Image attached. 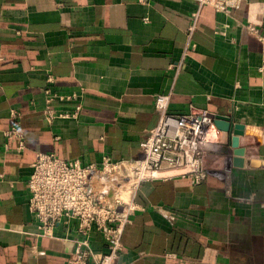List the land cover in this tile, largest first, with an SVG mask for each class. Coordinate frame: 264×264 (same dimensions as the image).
<instances>
[{
	"label": "crops",
	"instance_id": "1",
	"mask_svg": "<svg viewBox=\"0 0 264 264\" xmlns=\"http://www.w3.org/2000/svg\"><path fill=\"white\" fill-rule=\"evenodd\" d=\"M229 3L0 0V264H64L73 253L75 224L44 237L29 210L37 154L134 162L168 93L173 114L206 109L243 124L245 163L230 164V136L214 125L204 181H141L117 264H264V0ZM48 88L71 97L58 112L81 104L79 115L49 122ZM14 112L20 137L7 134ZM91 242L107 251L100 232Z\"/></svg>",
	"mask_w": 264,
	"mask_h": 264
},
{
	"label": "built area",
	"instance_id": "2",
	"mask_svg": "<svg viewBox=\"0 0 264 264\" xmlns=\"http://www.w3.org/2000/svg\"><path fill=\"white\" fill-rule=\"evenodd\" d=\"M200 4H211L218 10L230 6L229 0H200ZM181 67L178 64L177 71ZM46 94L44 113L49 122L79 115L81 104L74 112H58L55 108L57 100L62 102L70 96L65 98L51 88ZM171 97L170 93L156 97L158 124L141 142L142 156L134 162L106 158L100 166L83 165L80 160H67L53 152L37 154L28 179L29 210L44 237H52L58 225L75 224L74 250L64 264H117L125 227L135 211L132 195L141 181L181 176L201 183L211 174L213 155L206 138L217 114L206 109L173 114L169 110ZM13 115L15 121L7 134L20 137V114ZM127 187L129 199L120 201L119 190ZM94 231L102 234L106 252L93 249Z\"/></svg>",
	"mask_w": 264,
	"mask_h": 264
},
{
	"label": "water",
	"instance_id": "3",
	"mask_svg": "<svg viewBox=\"0 0 264 264\" xmlns=\"http://www.w3.org/2000/svg\"><path fill=\"white\" fill-rule=\"evenodd\" d=\"M214 125L230 136V143L233 148L230 164L235 167H242L245 163L244 156L246 150L240 146V137L245 132V126L240 123H235L230 116L222 114L216 115Z\"/></svg>",
	"mask_w": 264,
	"mask_h": 264
},
{
	"label": "rangeland",
	"instance_id": "4",
	"mask_svg": "<svg viewBox=\"0 0 264 264\" xmlns=\"http://www.w3.org/2000/svg\"><path fill=\"white\" fill-rule=\"evenodd\" d=\"M126 189H121V190H119V196H118V198L120 199V201H122V200H125V199H128V197L126 198V196H124V193L122 194L121 192H123V191H125Z\"/></svg>",
	"mask_w": 264,
	"mask_h": 264
},
{
	"label": "bare ground",
	"instance_id": "5",
	"mask_svg": "<svg viewBox=\"0 0 264 264\" xmlns=\"http://www.w3.org/2000/svg\"><path fill=\"white\" fill-rule=\"evenodd\" d=\"M124 193V196H126V198L128 197L129 199V188L127 187L125 191L122 192V194ZM128 199H125V200H128Z\"/></svg>",
	"mask_w": 264,
	"mask_h": 264
}]
</instances>
